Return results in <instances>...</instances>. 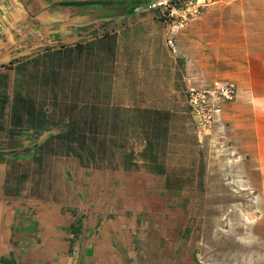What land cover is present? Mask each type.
I'll return each instance as SVG.
<instances>
[{
	"label": "rangeland",
	"instance_id": "1",
	"mask_svg": "<svg viewBox=\"0 0 264 264\" xmlns=\"http://www.w3.org/2000/svg\"><path fill=\"white\" fill-rule=\"evenodd\" d=\"M214 1H160L158 22L93 50L43 44L1 68L5 185L49 194L75 219L126 214L133 264H264V171L235 148L250 127L235 115L264 114V91L257 106L237 101L223 45L208 33ZM189 21L194 38L176 37ZM19 126V145H35L16 155Z\"/></svg>",
	"mask_w": 264,
	"mask_h": 264
},
{
	"label": "crops",
	"instance_id": "2",
	"mask_svg": "<svg viewBox=\"0 0 264 264\" xmlns=\"http://www.w3.org/2000/svg\"><path fill=\"white\" fill-rule=\"evenodd\" d=\"M160 1L0 0V69L26 64L43 44L93 50L95 44L114 40L139 23L158 22L153 17L162 9ZM206 12L210 41L223 45L225 65L237 83V101L257 106V95L264 91V0L214 1ZM187 25L190 30L184 33L182 27L176 37L194 38L191 22ZM235 116L250 123L249 131L240 130L235 148L264 171V114ZM45 123L35 117L33 125ZM22 132L21 126L11 130L13 154L34 148V141L19 145ZM6 145H0V162L7 160ZM20 190L19 184L5 185L0 173V264H133L128 248L133 223L126 214H84L75 219L51 195Z\"/></svg>",
	"mask_w": 264,
	"mask_h": 264
},
{
	"label": "built area",
	"instance_id": "3",
	"mask_svg": "<svg viewBox=\"0 0 264 264\" xmlns=\"http://www.w3.org/2000/svg\"><path fill=\"white\" fill-rule=\"evenodd\" d=\"M171 0H161L162 5H170ZM169 43L171 41L169 40ZM220 89L222 90V93L226 98H230L234 94V85L232 83H221L220 84Z\"/></svg>",
	"mask_w": 264,
	"mask_h": 264
},
{
	"label": "trees",
	"instance_id": "4",
	"mask_svg": "<svg viewBox=\"0 0 264 264\" xmlns=\"http://www.w3.org/2000/svg\"><path fill=\"white\" fill-rule=\"evenodd\" d=\"M5 96H3V94L0 93V111L3 109V105L5 104Z\"/></svg>",
	"mask_w": 264,
	"mask_h": 264
}]
</instances>
